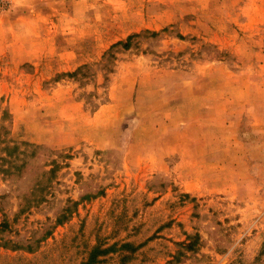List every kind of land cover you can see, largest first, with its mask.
I'll return each instance as SVG.
<instances>
[{"label": "rangeland", "instance_id": "obj_1", "mask_svg": "<svg viewBox=\"0 0 264 264\" xmlns=\"http://www.w3.org/2000/svg\"><path fill=\"white\" fill-rule=\"evenodd\" d=\"M93 250L264 264V0H0V264Z\"/></svg>", "mask_w": 264, "mask_h": 264}, {"label": "trees", "instance_id": "obj_2", "mask_svg": "<svg viewBox=\"0 0 264 264\" xmlns=\"http://www.w3.org/2000/svg\"><path fill=\"white\" fill-rule=\"evenodd\" d=\"M127 46H128V44H124V47H127ZM96 253H97V250H93V252H92V254H91L89 260L86 261V262H84L83 264H92V262H93V260H94V257H95V255H96Z\"/></svg>", "mask_w": 264, "mask_h": 264}]
</instances>
